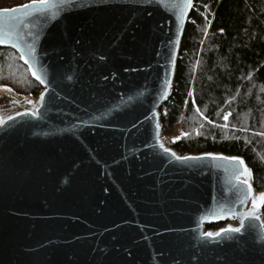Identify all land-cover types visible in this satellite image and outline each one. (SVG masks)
Instances as JSON below:
<instances>
[{
  "label": "water",
  "instance_id": "water-1",
  "mask_svg": "<svg viewBox=\"0 0 264 264\" xmlns=\"http://www.w3.org/2000/svg\"><path fill=\"white\" fill-rule=\"evenodd\" d=\"M175 2L75 0L19 29L32 56L0 44L45 80L29 72L37 95L0 87V264H264V205L242 225L241 166L207 154L242 160L264 193L246 160L166 142L161 107L195 5L178 15ZM229 227L241 230L202 236Z\"/></svg>",
  "mask_w": 264,
  "mask_h": 264
},
{
  "label": "trees",
  "instance_id": "trees-1",
  "mask_svg": "<svg viewBox=\"0 0 264 264\" xmlns=\"http://www.w3.org/2000/svg\"><path fill=\"white\" fill-rule=\"evenodd\" d=\"M13 4L0 0V7ZM183 34L173 95L161 107L165 136L180 125L187 135L173 147L181 154L242 156L262 189L264 0H195ZM0 85L22 94L41 89L19 55L6 48H0Z\"/></svg>",
  "mask_w": 264,
  "mask_h": 264
},
{
  "label": "snow or ice",
  "instance_id": "snow-or-ice-1",
  "mask_svg": "<svg viewBox=\"0 0 264 264\" xmlns=\"http://www.w3.org/2000/svg\"><path fill=\"white\" fill-rule=\"evenodd\" d=\"M75 0H32L30 3H26L20 6L12 7V8H0V17L9 16V24L7 27L0 25V44H7L11 48L16 49L19 52L25 53L26 55L32 56L35 52V47L32 44L23 45L21 42L24 39V36L20 33V28L29 27L31 21L28 19L32 17L34 14L37 15L38 21L40 23H44L49 19L55 18L60 8L65 4L74 3ZM191 6V0H178V2L172 3L173 8H177L180 11L177 13L178 15H183V10L187 7ZM20 12V16H12L11 13ZM19 21V24L16 22ZM35 27V24L31 25ZM20 59L25 60L26 64H29L28 71L31 72L32 76L38 80L40 83H44V77L38 74L36 71H33L32 61L25 59L24 55L20 56ZM6 91H11V89H6ZM43 99V94H41V100ZM16 103V101H13ZM27 103L31 104L32 101H27ZM31 115H36V111L33 110ZM228 115L226 114L223 118L225 120L228 119ZM11 119V117H8ZM3 118H0V124H3ZM226 127V125H225ZM159 128V125H157ZM162 147V145H161ZM164 151H168L164 149ZM175 155V154H173ZM211 159H221V160H231L233 164H239L240 168H234L231 175L235 177L240 184L245 185L248 188L247 196L251 197L252 208L249 212L240 213L241 216V224H244V220L248 219L250 221L258 220L260 217L258 215L259 208L264 205V193H260L259 195H253L251 190V185L249 184V179L251 177V173L247 167H244V162L237 157H223V156H213L212 154H207ZM177 160H197L199 157H176ZM241 203L244 201L241 200ZM255 227L253 224L248 225V229L252 230ZM240 228H232L229 227L227 229H221L218 232H205L202 233L203 237L206 238H217L221 235V233H238L240 232Z\"/></svg>",
  "mask_w": 264,
  "mask_h": 264
},
{
  "label": "rangeland",
  "instance_id": "rangeland-1",
  "mask_svg": "<svg viewBox=\"0 0 264 264\" xmlns=\"http://www.w3.org/2000/svg\"><path fill=\"white\" fill-rule=\"evenodd\" d=\"M10 1H12L14 4L13 5H11V6H3V7H12V6H14V5H20V4H23V3H25V2H27V1H23V2H20L21 0H10ZM3 7H0V8H3ZM1 86H5V87H9V88H11L10 86H7V85H0V87ZM12 89V88H11ZM13 90V89H12ZM41 90V89H40ZM39 90V91H40ZM15 91V90H14ZM16 92V91H15ZM18 93V92H17ZM39 93V92H38ZM18 94H22V93H18ZM24 95V94H23ZM25 95H37V94H31V93H27V94H25ZM227 114V113H226ZM228 119H229V115H228ZM227 119V120H228ZM164 131V130H163ZM164 135H165V133H164ZM187 135V132H185L184 130H183V128L179 125V128L178 129H176V131L174 132H172V135H170V136H165L166 138H168V140H171V141H173V144L176 142V141H178V140H180L182 137H185ZM173 144H169V145H171V146H173ZM180 153V152H179ZM184 154H187V153H184ZM188 154H190V153H188ZM187 154V155H188ZM191 154H197V153H191ZM220 227V226H219ZM218 228V227H217ZM214 229H216V228H214Z\"/></svg>",
  "mask_w": 264,
  "mask_h": 264
},
{
  "label": "built area",
  "instance_id": "built-area-1",
  "mask_svg": "<svg viewBox=\"0 0 264 264\" xmlns=\"http://www.w3.org/2000/svg\"><path fill=\"white\" fill-rule=\"evenodd\" d=\"M166 142H167L168 144H173V141L168 140V138H166Z\"/></svg>",
  "mask_w": 264,
  "mask_h": 264
}]
</instances>
